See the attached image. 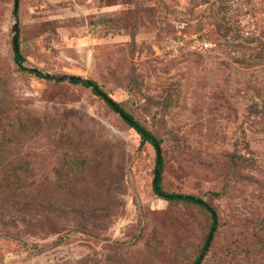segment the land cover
Instances as JSON below:
<instances>
[{"label":"rangeland","instance_id":"1","mask_svg":"<svg viewBox=\"0 0 264 264\" xmlns=\"http://www.w3.org/2000/svg\"><path fill=\"white\" fill-rule=\"evenodd\" d=\"M13 5L0 174L28 163L33 199L0 203V264H194L210 213L153 192L156 149L91 88L20 70ZM18 34L25 68L95 81L160 140L163 189L216 215L200 264H264V0H19Z\"/></svg>","mask_w":264,"mask_h":264},{"label":"trees","instance_id":"2","mask_svg":"<svg viewBox=\"0 0 264 264\" xmlns=\"http://www.w3.org/2000/svg\"><path fill=\"white\" fill-rule=\"evenodd\" d=\"M18 37H19V34H18ZM15 63L18 65V67L20 68L21 71L32 74L39 79H44L46 81L55 82V83H62L63 82L61 80L48 79L39 73H36L32 70L25 68L24 67L25 58L23 57V55L19 51V45H18V53L15 56ZM88 81L93 86H95L97 88V91L92 90V93L94 95L100 97V95L103 94L106 97H108L101 90V88L98 86V84L95 81H91V80H88ZM70 83L75 84V85L80 84V85H83L84 87H89L88 83L86 81H74V82H70ZM113 103H114L115 107H112L110 104H107V105L112 110H114L115 112H117V113L121 112L122 113V115H120V116L124 119L126 124L141 137L142 143L143 144H150L155 149H156V145H158L160 152H161L160 140L157 139L156 136H154L152 134V132H150V130H148L144 125H142L132 114H130L124 108H122L119 103H116L114 101H113ZM116 108H117V110H116ZM26 132H27V130L24 127L14 129V127L7 126L5 128L4 133L2 134V137H6L8 134H10L11 136L18 137L19 134L24 135ZM12 160H14V161L11 163L10 167L8 166V168H12V169L0 174V181H1L0 184L7 183L6 187L3 185H2V187L4 188V190H7L8 192H4V193L0 194V203L4 204L5 207L6 206L7 207L15 206L17 204V202H19V204H21V205H25L27 200H31V198H32V191H30V188H28L26 179H22L23 177L26 178V176H28V171L26 173L28 163L21 164L20 160H17L16 157L13 158ZM156 165H157V158H156ZM163 171H164L163 160H162V156H161L160 172L153 179V192L157 196L162 197L165 200L170 201V202H185L188 204H192V205H195L197 207L202 208L205 211H207L206 207L211 208L208 204H206L202 199H200L198 197L191 196V195H186V196L183 195L182 198H179V196H182V195H176V194L169 193L168 191L164 190L162 187ZM0 187H1V185H0ZM3 194H5V195H3ZM28 194H30L31 196ZM19 198H20V201H17ZM32 203H33V200H32ZM202 203H205V204H202ZM211 210L214 212V210L212 208H211ZM210 216L213 220V217L211 214H210ZM210 242L208 243L206 241V243L202 246L200 253H199V256L196 258L194 264H197L199 260L201 261L203 259V257L206 256V254L209 250V247H210Z\"/></svg>","mask_w":264,"mask_h":264},{"label":"water","instance_id":"3","mask_svg":"<svg viewBox=\"0 0 264 264\" xmlns=\"http://www.w3.org/2000/svg\"><path fill=\"white\" fill-rule=\"evenodd\" d=\"M18 7H19V0H14V5H13V11H12V17L14 20V24L11 28V32H12V51L14 54V57L16 56V54L18 53ZM32 70L36 73H39L43 76H45L48 79H54V80H61V81H67V82H74V81H86L88 83L89 88H91L94 91H97V88L95 86H93L88 80L83 79L81 77H77V76H68V75H53L50 73H43L37 69H29ZM100 97L107 103L110 104L112 107H115L113 101L109 98L106 97L105 95L101 94ZM117 110V108H116ZM119 115H122L121 112H118ZM156 150H157V165H156V171H155V176H157L160 172V165H161V152L159 149V146L156 145ZM183 196H179V198H182ZM205 204V203H202ZM207 211L212 215L213 217V226L210 230V233L208 235L207 238V242L209 243L213 237V234L215 232L216 229V224H217V219H216V215L215 213L211 210V208L206 207ZM200 260L198 261L197 264H200Z\"/></svg>","mask_w":264,"mask_h":264}]
</instances>
